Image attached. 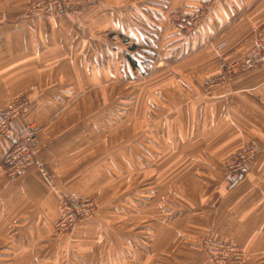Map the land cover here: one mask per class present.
Returning <instances> with one entry per match:
<instances>
[{
    "label": "crops",
    "instance_id": "obj_1",
    "mask_svg": "<svg viewBox=\"0 0 264 264\" xmlns=\"http://www.w3.org/2000/svg\"><path fill=\"white\" fill-rule=\"evenodd\" d=\"M34 1L0 0V119L29 89L10 129L32 126L40 143L38 167H0V264H214L202 236L264 264V62L203 89L254 49L264 0H98L43 17ZM173 11L203 18L184 31ZM99 100L113 122L89 115ZM244 145L261 154L230 185L223 161ZM9 147L0 136V157ZM68 192L100 213L58 235Z\"/></svg>",
    "mask_w": 264,
    "mask_h": 264
},
{
    "label": "built area",
    "instance_id": "obj_2",
    "mask_svg": "<svg viewBox=\"0 0 264 264\" xmlns=\"http://www.w3.org/2000/svg\"><path fill=\"white\" fill-rule=\"evenodd\" d=\"M95 0H38L33 5L36 15L51 14L59 12H73L76 7L93 3ZM173 18L180 17L179 11H173ZM182 17V16H181ZM203 18V12L188 15L187 22L195 25ZM177 20V19H172ZM264 62V28L256 34L254 49L241 62L227 64L221 67L219 74L211 79L205 80V90H212L227 83L233 73L240 70L255 69ZM25 94L7 102L5 112L0 119V136L7 139L9 149L0 157V167L3 166L4 173L8 177L15 176L26 167L34 164V149L39 145L36 130L30 126L23 132L15 135L10 129V121H13L20 113L25 103ZM22 106V107H21ZM259 151L253 147L241 149L232 154L225 161V169L230 180H236L241 175L245 164L254 158ZM87 200H79L74 193L60 196V217L54 224L55 231L59 233H70L76 224L95 213L96 206ZM93 205V206H92ZM70 231V232H69ZM199 244L208 257L215 264H239L244 256L239 245L235 242H223L209 237H203ZM243 262V261H242Z\"/></svg>",
    "mask_w": 264,
    "mask_h": 264
},
{
    "label": "rangeland",
    "instance_id": "obj_3",
    "mask_svg": "<svg viewBox=\"0 0 264 264\" xmlns=\"http://www.w3.org/2000/svg\"><path fill=\"white\" fill-rule=\"evenodd\" d=\"M38 0H36V1H34V2H32L31 4H30V6H29V8H28V13L30 14V15H33V16H36V17H43V16H47V15H50V14H41V15H36V13L37 12H34V10H33V5L37 2ZM98 0H95L93 3H90V4H86V5H83V6H80V7H76V8H74L75 10L73 11V12H59V13H68V14H72V15H74L76 12H77V10H79V9H81V8H83V7H87V6H90V5H93V4H95L96 2H97ZM58 13V12H57ZM173 13V12H172ZM172 13H171V15L169 16L170 17V20L171 21H173V22H179L180 24H182V26H183V29H184V31H189V30H192V29H194V28H196L199 24H200V22L202 21H200V22H198L197 24H195V25H190L188 22H187V19L186 18H182L181 16L180 17H176V18H173V16H172ZM51 14H54V13H51ZM172 19H177V20H172ZM180 20V21H179ZM207 80V79H206ZM204 82H205V80H204ZM204 82H203V85H204ZM101 88H102V85H100V86H98V85H96L95 86V88H94V90H101ZM21 94H25L26 96H25V99H26V101H25V103L21 106L22 108L20 109L21 111H20V113L16 116V118H18L20 115H22V113L24 112V110L26 109V107L28 106V100H29V96H30V94H31V92H30V90L29 89H27V90H23V91H21V92H19L18 94H16L15 96H13V97H11L10 99H13V98H17L19 95H21ZM9 99V100H10ZM8 100V101H9ZM99 103H101V101L99 100V101H96V105H95V108H94V110H88V112H89V115H94L93 116V120H94V122H98V121H111V122H113L111 119L109 120V110H103L102 109V107H101V105L100 106H98V104ZM112 105H113V103H112ZM128 106V105H127ZM123 109L125 110V108L123 107ZM111 110H114L113 109V106H112V108H111ZM128 110H129V107H128ZM84 111V113L87 115V110H83ZM125 117V115H123V118ZM15 118V119H16ZM85 117H83V116H81L80 114H79V120L80 121H83V119H84ZM14 119V120H15ZM120 122H122V120L120 121ZM37 137V136H36ZM38 140V139H37ZM39 142V141H38ZM39 146H40V143H39V145L34 149V154H33V157H34V164H32V165H30V166H28V167H26V168H29V167H32V166H34V167H38L39 165L37 164V158H36V150L39 148ZM25 168V169H26ZM24 170V169H23ZM224 170H225V173L227 174V172H226V169L224 168ZM40 171L41 172H43V170L42 169H40ZM149 173H145L144 172V178L141 180L142 181V187H143V190H144V194H142V196H141V198L143 199V202L144 203H146V202H148L147 203V207L146 208H148L149 207V205H150V201H149V197H150V194L149 193H147V191L148 190H146L145 189V187H150L151 186V184L149 183V177H146V175H148ZM242 178V175H240L239 177H238V179H236V180H230L229 178H228V175H227V180H228V182H229V184L230 185H232V184H236V183H238V181L240 180ZM127 188H128V192L131 190V189H134V179L133 178H131L128 182H127ZM71 193H74V192H71ZM67 194H70L69 192L67 193ZM74 195H75V197L77 198V199H79V200H87V199H89V201H91L93 204H94V206H96V210H95V213L92 215V216H90V217H87V218H84V219H82V220H85V219H88V218H92V217H94V216H96L97 214H99L100 213V211H99V206H100V204H99V201H98V199H97V197H95V198H93V197H84V196H79L77 193H74ZM60 196H66V193H57L56 194V199H57V202H58V208H59V216L58 217H60V202H59V198H60ZM88 201V202H89ZM90 203V202H89ZM93 206V205H92ZM145 209V208H144ZM58 219V218H57ZM82 220H80L78 223H80ZM78 223L76 224V226L78 225ZM76 226L73 228V230L76 228ZM72 230V231H73ZM72 231L70 232V233H72ZM54 232L56 233V234H58V235H70V233H66V234H64V233H59V232H57V231H55V228H54ZM204 237H207V236H204ZM203 238V236L202 237H199V238H197V241H198V244H199V240L200 239H202ZM240 247V249L242 250V253H243V256H244V258H243V262L241 261L239 264H244L245 262H246V260H247V257H248V254H247V252H246V250L240 245L239 246Z\"/></svg>",
    "mask_w": 264,
    "mask_h": 264
},
{
    "label": "bare ground",
    "instance_id": "obj_4",
    "mask_svg": "<svg viewBox=\"0 0 264 264\" xmlns=\"http://www.w3.org/2000/svg\"><path fill=\"white\" fill-rule=\"evenodd\" d=\"M250 70H253V69H250ZM240 71H246V70H240ZM240 71H236V72H234L233 73V76H232V78L227 82V83H225L224 85H226V84H228V83H230L231 81H232V79H233V77H234V75H235V73H237V72H240ZM218 75V74H217ZM216 75V76H217ZM216 76H214V77H216ZM214 77H212V78H214ZM208 79H211V78H208ZM207 79V80H208ZM224 85H222V86H224ZM222 86H220V87H222ZM220 87H218V88H220ZM203 89H204V91L206 92V93H209V92H212L213 90H215V89H217V88H215V89H212V90H205V88H204V85H203ZM247 147H253V148H255V149H257L258 151H259V153L254 157V158H252L251 160H249L246 164H245V166H244V169H243V171L241 172V175L246 171V168H247V165L251 162V161H253V160H255L256 158H258L259 157V155L261 154V149L260 148H258V147H256V146H251V145H244V146H242V147H240L238 150H236L235 152H237V151H239V150H241V149H244V148H247ZM235 152H233L232 154H234ZM232 154H230L224 161H223V167L225 168V161L232 155ZM209 238H212V237H209ZM212 239H216V238H212ZM216 240H219V239H216ZM219 241H222V240H219ZM223 242H234V241H223ZM236 243V242H235ZM238 244V243H237ZM199 246H200V248L202 249V247H201V245L200 244H198ZM239 245V244H238ZM240 246V245H239ZM203 250V249H202ZM204 251V250H203ZM205 252V251H204ZM205 254H206V252H205ZM207 255V254H206ZM208 256V255H207ZM209 258V257H208ZM210 259V258H209ZM211 260V259H210ZM212 261V260H211ZM215 264V263H214Z\"/></svg>",
    "mask_w": 264,
    "mask_h": 264
}]
</instances>
